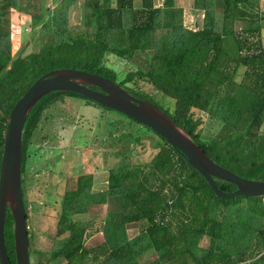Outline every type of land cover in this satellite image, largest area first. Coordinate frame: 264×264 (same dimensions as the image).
<instances>
[{
  "label": "trees",
  "instance_id": "1",
  "mask_svg": "<svg viewBox=\"0 0 264 264\" xmlns=\"http://www.w3.org/2000/svg\"><path fill=\"white\" fill-rule=\"evenodd\" d=\"M262 1L193 0L192 13L201 11L203 18L200 26L188 29L176 0H162L159 8L153 0H139L137 7L134 0H0V161L4 116L41 75L76 69L107 78L150 102L139 83L174 99L173 107L166 109L152 103L214 162L241 178L264 181ZM77 7L82 21L75 28L69 21ZM13 11L29 16L30 40L37 43L35 51L15 57L10 41ZM108 55L133 69L121 77L107 65ZM65 98L113 112L140 130L114 137L126 143L107 170L103 189L93 191L92 173L83 172L62 192L46 250L34 247L27 228L31 264H264V196L216 197L201 175L150 129L70 92L41 97L22 127L26 219L34 150L53 141L44 134L52 125L46 116ZM195 111L219 123L214 136L202 135V120ZM146 139L155 150L151 159L131 161ZM215 184L227 193L236 189L217 179ZM103 204L108 208L95 223L87 214ZM11 225L6 210L3 242L14 264ZM97 233L101 241L87 244Z\"/></svg>",
  "mask_w": 264,
  "mask_h": 264
},
{
  "label": "rangeland",
  "instance_id": "2",
  "mask_svg": "<svg viewBox=\"0 0 264 264\" xmlns=\"http://www.w3.org/2000/svg\"><path fill=\"white\" fill-rule=\"evenodd\" d=\"M49 1L46 0V3L48 4ZM161 3L162 0H153L155 8L161 6ZM178 3L187 13L183 16L184 26L192 29L194 21L196 23L202 21V13L199 11L193 12L196 13L193 19L187 16L190 0H178ZM134 4L137 7L139 0H134ZM262 11L264 13V1H262ZM10 19L11 55L15 57L20 52L26 55L35 51L37 43L30 40L29 16L13 11ZM81 21V8L72 9L69 25L76 28ZM150 35L153 37L152 33ZM261 43L264 49V27L261 30ZM106 61L107 65L121 77L126 71L133 69L132 66L120 62L111 55L106 57ZM138 86L141 91L151 96V102L163 109L173 107L174 99L153 90L147 83L141 82ZM56 106L47 113L46 118H51L52 125L50 128L46 126L44 132V134L48 132L53 141L35 147L30 183L26 188V199L31 203L26 225L33 235L34 247L41 251L51 245L50 237L54 233L57 205L62 192L71 188L77 174L83 172L92 173L93 191L103 189L107 170L116 164L118 155L124 152L120 147L125 146L126 143L123 140L117 141L114 137L120 132L134 134L136 130H140L120 115L113 112L105 113L99 107L81 99L65 98L64 102ZM194 115L202 120L200 128L203 136L212 137L218 132L219 123L208 120L196 111ZM262 131L264 132V123ZM107 133H110V139L106 138ZM154 153L155 150L149 146L148 140H143V143L135 148L131 161L138 160L145 163ZM262 204L264 205V199ZM107 208L106 204L97 205L87 214L88 218L98 223ZM100 241L101 234L97 233L87 240V244L96 245Z\"/></svg>",
  "mask_w": 264,
  "mask_h": 264
},
{
  "label": "water",
  "instance_id": "3",
  "mask_svg": "<svg viewBox=\"0 0 264 264\" xmlns=\"http://www.w3.org/2000/svg\"><path fill=\"white\" fill-rule=\"evenodd\" d=\"M90 87L98 90H92ZM52 92L77 94L147 127L167 146L175 149L220 199L264 196V181L241 178L214 162L161 108L152 102L131 94L102 76L76 69H54L37 78L15 103L9 116H4L6 128L0 161V264H10L3 242L6 210L12 219L14 264H31L26 210L21 191V132L34 104L41 97ZM215 179L234 185L235 191L227 193L219 190Z\"/></svg>",
  "mask_w": 264,
  "mask_h": 264
},
{
  "label": "crops",
  "instance_id": "4",
  "mask_svg": "<svg viewBox=\"0 0 264 264\" xmlns=\"http://www.w3.org/2000/svg\"><path fill=\"white\" fill-rule=\"evenodd\" d=\"M192 3H193V0H190V3H189V13H188V15L187 16H189V18L191 17V19H193L194 17V15H196V13H192ZM176 6L178 7V8H180L182 11H183V16L184 15H186L187 13H186V10H184L183 9V7L182 6H180V4L178 3V0H176ZM160 7V6H159ZM158 7V8H159ZM199 12H201V11H199ZM202 14L201 15H203V12H201ZM201 23H202V21H200V22H195L194 21V23L192 24V29H195V28H197V25H201ZM188 29H191L190 27H187Z\"/></svg>",
  "mask_w": 264,
  "mask_h": 264
},
{
  "label": "built area",
  "instance_id": "5",
  "mask_svg": "<svg viewBox=\"0 0 264 264\" xmlns=\"http://www.w3.org/2000/svg\"><path fill=\"white\" fill-rule=\"evenodd\" d=\"M201 17L203 18V15H201Z\"/></svg>",
  "mask_w": 264,
  "mask_h": 264
}]
</instances>
